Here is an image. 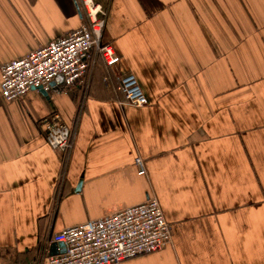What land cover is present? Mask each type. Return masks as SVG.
<instances>
[{"label": "crops", "instance_id": "1", "mask_svg": "<svg viewBox=\"0 0 264 264\" xmlns=\"http://www.w3.org/2000/svg\"><path fill=\"white\" fill-rule=\"evenodd\" d=\"M96 1L115 66L92 52L75 86L0 96V264H40L63 228L149 197L171 243L120 264H264V0ZM83 19L76 0H0V68ZM127 71L144 107L122 98ZM52 114L74 134L66 162Z\"/></svg>", "mask_w": 264, "mask_h": 264}, {"label": "built area", "instance_id": "2", "mask_svg": "<svg viewBox=\"0 0 264 264\" xmlns=\"http://www.w3.org/2000/svg\"><path fill=\"white\" fill-rule=\"evenodd\" d=\"M76 1L84 16L78 29L1 66L2 99L7 102L20 100L31 90L47 93L59 77L64 89L75 86L86 76L92 52L98 54L107 67L119 62L111 45L102 42L107 17L105 8L96 0ZM118 81L125 104L138 108L147 105L131 72L120 73ZM43 125L46 143L62 154L66 162L73 147V131L60 122L57 114L45 118ZM134 164L138 175L146 174L140 157L135 158ZM51 242L62 247L57 248L56 255L46 256L40 264H120L164 249L171 243V233L157 199L149 197L140 204L100 219L65 227Z\"/></svg>", "mask_w": 264, "mask_h": 264}, {"label": "water", "instance_id": "3", "mask_svg": "<svg viewBox=\"0 0 264 264\" xmlns=\"http://www.w3.org/2000/svg\"><path fill=\"white\" fill-rule=\"evenodd\" d=\"M59 79H61L60 77H59ZM62 80V79H61ZM62 82V81H61ZM53 86H54V84H52ZM39 92H41L42 94H44V95H46V92H43L42 90H38ZM79 190V186H78V188H77V191ZM59 247H62V245H60V244H55V243H52L51 244V246H50V252H49V255L50 256H53V255H56L58 252H57V248H59ZM60 253H63L64 252V250L62 249V248H60Z\"/></svg>", "mask_w": 264, "mask_h": 264}]
</instances>
